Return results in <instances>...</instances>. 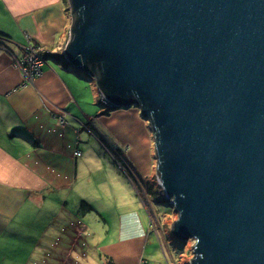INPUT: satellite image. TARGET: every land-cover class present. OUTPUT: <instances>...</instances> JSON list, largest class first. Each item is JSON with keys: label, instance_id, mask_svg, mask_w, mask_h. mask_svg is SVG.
Here are the masks:
<instances>
[{"label": "water", "instance_id": "obj_1", "mask_svg": "<svg viewBox=\"0 0 264 264\" xmlns=\"http://www.w3.org/2000/svg\"><path fill=\"white\" fill-rule=\"evenodd\" d=\"M69 1L62 55L149 121L191 264H264V0Z\"/></svg>", "mask_w": 264, "mask_h": 264}, {"label": "crops", "instance_id": "obj_2", "mask_svg": "<svg viewBox=\"0 0 264 264\" xmlns=\"http://www.w3.org/2000/svg\"><path fill=\"white\" fill-rule=\"evenodd\" d=\"M64 5L65 0H0V32L10 38L0 43V264H88L90 229L74 210L87 201L100 217L107 211L105 191L93 196L77 186L82 168L85 176L91 134L125 168L120 190L126 194L109 195L113 201L138 197L126 172L137 180L154 177V139L141 110L110 108L97 78L60 57L68 44ZM27 34L58 49L34 84L14 65ZM116 222L119 243L110 254L115 263L143 260L148 233L133 210Z\"/></svg>", "mask_w": 264, "mask_h": 264}, {"label": "rangeland", "instance_id": "obj_3", "mask_svg": "<svg viewBox=\"0 0 264 264\" xmlns=\"http://www.w3.org/2000/svg\"><path fill=\"white\" fill-rule=\"evenodd\" d=\"M64 7L67 8V21L64 27V35L69 43L71 40V26L73 20L69 0H65ZM57 50L32 40L31 36L27 34V41L23 44L21 57L25 59L26 57L30 58V55H34V58L36 54H42V58H47L46 61L44 59L42 70H40L39 74L30 79L31 83L34 84L35 79L44 73L43 66L48 62V58L51 57L49 54H55L54 52ZM14 65L22 72L19 67L20 65L17 63ZM78 91L81 92L79 88ZM152 137L154 139L153 155L155 157V136L153 131ZM99 138L100 136L96 134H91L88 137V152L85 155L87 163H84V165H86L84 170L85 176L82 174V168L77 183V186L85 185L86 188L90 190V192L87 193L93 196L105 191V198H103L105 200V207L102 204V207L107 208L103 216L105 220L103 217L97 215L96 212L88 213L84 216L85 218L82 216L83 221L90 229L88 241L91 257L87 258L88 264H106V257H111V255H113V251L116 250L115 246L119 243V230L114 229V227L117 226L116 221L118 216L130 210H133V213L137 216L141 228L148 233L145 248V258L148 259L147 264H191L192 258L195 257L194 246L196 241L193 238L182 241L171 230L172 224L178 218V213L175 211L174 206L169 203V200L158 182L156 172L158 159L154 158V180L152 179L151 181L156 187V192H152L149 189V191H146L141 180L133 178L125 171L128 177H130L129 183L132 184L134 188L138 189V197L131 195L128 201L115 200L114 198L113 201L109 195H115L114 197H117L119 192L126 194L124 190H120L122 189L121 184L123 183L120 181L123 180L120 171L124 174L122 172L124 170L121 168V162L112 153V148L106 147L104 140L102 141V139L100 138V140ZM99 143L105 152L111 154L113 158L104 154L100 149ZM100 184L101 187L99 188L97 185ZM137 185H140L141 189H143L141 190L142 193ZM110 209L113 211V215H111ZM108 218L110 219V223L107 222ZM86 219L87 221H85ZM141 240L144 242V239ZM140 245L142 246L141 242ZM136 264H146V262L144 260H139Z\"/></svg>", "mask_w": 264, "mask_h": 264}, {"label": "trees", "instance_id": "obj_4", "mask_svg": "<svg viewBox=\"0 0 264 264\" xmlns=\"http://www.w3.org/2000/svg\"><path fill=\"white\" fill-rule=\"evenodd\" d=\"M8 39H10L8 35L0 32V43H3L4 41H6ZM49 56L52 57L53 54H49ZM60 57L62 59H65V57L62 54H60ZM66 63H68L67 60H66ZM68 65H69V67L71 66L70 64H68ZM99 69L100 68H98L97 66H95V64H92L91 65V68H90L91 72L94 74V76L97 79L99 78V72H100ZM98 85H100V88H102V89L104 88L103 85H102V83H100ZM122 168H123V170H125L124 167H122ZM141 181L143 182V184H144L143 187H145L146 191L149 189L152 192H156V187L151 182L152 181L151 178L150 179H147V180H141ZM93 210H95L94 206H92L91 204H89L87 201H83L82 204H81V206H79L76 210H74V213L82 218V216L87 215L88 213L92 212ZM106 258H107L106 264H116L115 261H114V259L112 257L107 256ZM143 260L146 262V264L148 263V259L143 258Z\"/></svg>", "mask_w": 264, "mask_h": 264}, {"label": "built area", "instance_id": "obj_5", "mask_svg": "<svg viewBox=\"0 0 264 264\" xmlns=\"http://www.w3.org/2000/svg\"><path fill=\"white\" fill-rule=\"evenodd\" d=\"M30 56H31L30 58L26 57L25 59L22 57L14 56L15 64L17 63L18 65H20L19 67L21 68L22 74L27 82H30L31 81L30 79L32 77L39 74L40 70H42L44 59L45 61L47 59L46 57L42 58V54H36L34 58H33L34 55H30ZM75 154L81 155V151L77 150Z\"/></svg>", "mask_w": 264, "mask_h": 264}, {"label": "clouds", "instance_id": "obj_6", "mask_svg": "<svg viewBox=\"0 0 264 264\" xmlns=\"http://www.w3.org/2000/svg\"><path fill=\"white\" fill-rule=\"evenodd\" d=\"M104 101V100H103ZM105 102V101H104Z\"/></svg>", "mask_w": 264, "mask_h": 264}]
</instances>
